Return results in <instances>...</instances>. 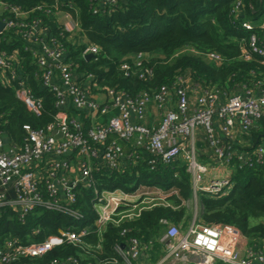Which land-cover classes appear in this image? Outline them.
I'll return each instance as SVG.
<instances>
[{"label":"built area","instance_id":"2783aa9c","mask_svg":"<svg viewBox=\"0 0 264 264\" xmlns=\"http://www.w3.org/2000/svg\"><path fill=\"white\" fill-rule=\"evenodd\" d=\"M89 1L94 13L111 11L120 3V0ZM241 9L242 0H236L233 12L238 14ZM36 10L55 11L65 31L79 29V22L72 13L61 10L60 3H56L53 9L40 5L24 10L0 0V21L5 23L0 37L5 32L15 31L25 41L26 49L32 51L41 70V83L55 93V105L59 109L51 123L45 128L28 130L20 144L11 142L5 134L0 135V211L10 208L18 219L24 221L34 209L45 208L80 220L84 215L77 207L79 190L82 186L91 187L97 212L94 223L97 231L102 232L109 223L120 224L126 219L139 217L144 209L169 204L167 197L177 193L176 190L167 192L146 185L133 191L121 187L102 190L96 187L94 172L102 168L110 172L123 171L127 160L139 157L138 148L149 154L151 169H157L158 163L183 160L192 188L191 198L184 203L190 202L194 206L199 202L201 192L219 197L232 188L235 160L240 164L264 161V131L251 152L237 148V145L250 143L244 141L243 136L257 128L258 122L264 119L262 84L257 91L244 85L238 86L234 92L214 87L178 86L174 92L163 88L155 93L143 92L137 98L107 87L104 90L106 102L102 103L89 92L91 75H87V86L80 84L77 65L69 57L64 43L40 19L31 18ZM59 13L65 14L66 22L61 21ZM243 25L251 32L240 59L258 58L264 64V24L256 27L251 22H244ZM19 53V48L9 52L0 46V78L4 84L14 85L27 108L40 115L44 109L43 100L34 94L28 78L20 74ZM89 53L96 56L98 46L87 45L83 56L86 58ZM207 57L218 62L222 60L215 52L208 53ZM141 58L139 55L138 60ZM136 64L141 66L140 61ZM129 68L127 63L122 64L126 74ZM145 74H151V71L144 70L140 77ZM152 102L156 104L159 120L145 124L143 121ZM70 106L82 112L83 117L70 114ZM114 110L117 112L103 122V116ZM199 127L205 130L212 149V165L200 159L197 146ZM58 132L61 136H57ZM134 138V150L126 153L120 141L129 143ZM192 216L185 230L168 220L161 221L167 225L161 238L166 245V257L192 264H264V245H250L241 231L233 226L200 223L196 210ZM88 233L90 229L87 227L79 231L66 228L43 241L27 244L17 238H7L0 242V264L42 258L58 245L81 244L83 236ZM116 250L132 264L131 259L140 253L139 240L130 238L127 247L118 244ZM66 262L78 264L74 259H54L51 264Z\"/></svg>","mask_w":264,"mask_h":264},{"label":"trees","instance_id":"16d2710c","mask_svg":"<svg viewBox=\"0 0 264 264\" xmlns=\"http://www.w3.org/2000/svg\"><path fill=\"white\" fill-rule=\"evenodd\" d=\"M3 1L24 10L40 5L53 9L56 3H60L61 10L72 13L79 22V29L74 32L63 30L55 11L36 10L31 18L40 19L64 43L69 57L77 65L80 84L86 85L87 75H91V93L97 90L96 86L102 91L112 87L137 98L143 92L155 93L163 88L174 92L178 86L214 87L233 92L238 86L246 85L255 91L260 84L264 86V64L258 58L240 59L251 32L243 24L254 23L264 14V0H242L238 14L233 12L236 0H120L117 8L99 13L93 12L89 0ZM89 44L98 46L99 53L86 59L83 50ZM25 45L15 31L5 32L0 37L2 48L9 52L19 48L20 74L28 78L34 94L44 103L40 115L33 113L18 97L16 87L4 84L0 78V135L5 134L11 142L18 144L22 143L28 130L45 128L59 112L55 93L42 85L41 70L32 51ZM185 48L187 50L183 51ZM213 52L221 56L220 62L207 57ZM137 61L141 66H137ZM124 63L130 67L127 74L122 69ZM146 69L151 74L141 78ZM68 109L72 115H84L74 106ZM262 130L264 119L258 122L257 128L243 136L244 141L250 143L237 145V148L251 152ZM134 140L129 143L120 141L127 153L134 150ZM197 146L200 153L210 147L203 127L197 131ZM137 152L139 157L127 160L123 171L110 172L102 168L94 172L96 187L99 190L121 187L133 191L146 185L167 192L176 190L177 193L168 196L170 204L144 209L139 217L126 219L120 224L109 223L101 237L94 226L97 212L91 187L82 186L79 190L77 207L84 215L80 220L58 211L36 208L22 221L12 209L4 208L0 211V242L17 238L27 244L43 241L61 229L79 231L87 227L91 230L83 236L81 244L65 243L42 258L11 264H51L54 259H74L78 264H113L121 261L116 245H128L129 239L135 237L141 245L153 249L159 240L162 241V220L186 224L190 218L184 201L191 198L192 188L183 160L158 163L157 169H151L149 154L142 148ZM233 166V186L226 194L219 197L204 192L199 194L195 207L197 219L207 225L233 226L241 231L250 245L263 246L264 161L240 164L235 160Z\"/></svg>","mask_w":264,"mask_h":264},{"label":"crops","instance_id":"0c3cea01","mask_svg":"<svg viewBox=\"0 0 264 264\" xmlns=\"http://www.w3.org/2000/svg\"><path fill=\"white\" fill-rule=\"evenodd\" d=\"M59 15H60V19H61L62 22H66L67 21V18H66V16H65L64 13H59ZM252 24L255 25L256 27H259L260 25L264 24V21L263 22H257V21H255L254 23L252 22ZM87 84H86V86H87ZM239 91H241V88L239 89ZM92 93H91L92 96L94 98H96V100H98L99 102H102V103L103 102H106V95H105V98H104V96L102 98V95L105 94V92L102 91V89L94 90ZM173 107L175 108V103L173 104ZM116 112L117 111L114 110V112L111 113V114H114ZM109 115H107V116H109ZM105 117L106 116H103V122H105L106 119L108 120V118H109V117H106V119H105ZM157 120H159V115H158L157 107H156V104L152 102L148 106L147 116H146V118H145V120L143 122L145 124H153V123H157ZM262 131H264V130H262ZM261 134H262V132L258 136V138H260V140H261V137H262ZM135 140L133 142H135ZM210 148L211 147H208V149H204V151L201 152L200 159L203 162L212 165L213 164L212 163V149H210ZM125 151L127 153V150H125ZM167 202L170 204V201H168V197H167ZM194 212H195V208L191 212L188 211L190 220H188V222L186 224H184V225H179V226H181V229L182 230H185L186 227L189 225V223L192 221V219H193V216L192 215H193ZM94 226H95V223H94ZM166 230H167V225H164L163 224L162 229H161V231H162V234L161 235H164V233L166 232ZM104 231L105 230H103L102 232H98L97 229H96V232L100 235V237L102 236V234H103ZM90 232H91V230H90ZM121 245H124V247L125 246L127 247V244L122 243ZM166 251L167 250H166L165 243H163L160 240L157 242L156 245H154L153 249H152V247L151 248L150 247H147L146 244L145 245H141L140 244V253H139V256L137 258L131 259V261H132V264H192V263H189V262H183V261H181L179 259H176L174 257H166V253H167ZM120 256H121V254H120ZM123 259L124 258L121 256V261H119L118 264H129L125 259H124L125 261ZM66 264H69V263L66 262ZM71 264H73V263H71Z\"/></svg>","mask_w":264,"mask_h":264},{"label":"rangeland","instance_id":"374dc122","mask_svg":"<svg viewBox=\"0 0 264 264\" xmlns=\"http://www.w3.org/2000/svg\"><path fill=\"white\" fill-rule=\"evenodd\" d=\"M264 21V14L257 20V22H263ZM103 96H104V98H105V94L104 95H102V98H103ZM184 206L185 207H187V209H188V211H193L194 210V208L196 207H194L193 206V203H189V202H185V204H184ZM124 260V259H123ZM180 260V259H179ZM125 261V260H124ZM184 262V261H183Z\"/></svg>","mask_w":264,"mask_h":264},{"label":"water","instance_id":"95a60500","mask_svg":"<svg viewBox=\"0 0 264 264\" xmlns=\"http://www.w3.org/2000/svg\"><path fill=\"white\" fill-rule=\"evenodd\" d=\"M4 26H5V23L2 22V21H0V31L3 30ZM91 57H93V54H91V53H89V54L86 55V59H90ZM57 136H61V133L58 132L57 133ZM4 141H5V143H7L8 142V138L5 137L4 138ZM123 247H124V245H122V248Z\"/></svg>","mask_w":264,"mask_h":264}]
</instances>
